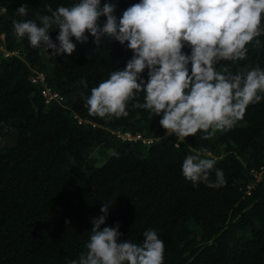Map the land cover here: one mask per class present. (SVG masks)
<instances>
[{
  "label": "trees",
  "instance_id": "trees-1",
  "mask_svg": "<svg viewBox=\"0 0 264 264\" xmlns=\"http://www.w3.org/2000/svg\"><path fill=\"white\" fill-rule=\"evenodd\" d=\"M75 2L0 0L1 44L18 53L5 58L0 50V264L78 259L92 234L91 220L106 203L113 206L102 227L119 223L120 242L139 245L146 230H156L165 244L164 264H264V172L257 177L264 168V99L250 105L231 131L208 141L198 133L178 147L160 126L162 117L149 120L134 101L126 117L89 115L83 97L126 66L133 55L126 44L102 38L97 46L88 34L71 56L52 57L51 50L48 55L13 35V21ZM111 2L119 17L139 0ZM23 4L26 17L15 12ZM57 35L50 32L54 42ZM259 39L261 46L248 45L234 74L264 69V35ZM183 51L190 54L187 46ZM33 72L45 74V86L32 82ZM142 78L147 81V71ZM45 87L60 98L47 103ZM116 131L142 134L153 143L121 141ZM189 146L208 148L225 183L193 187L183 177ZM210 179L215 182V172Z\"/></svg>",
  "mask_w": 264,
  "mask_h": 264
},
{
  "label": "clouds",
  "instance_id": "clouds-1",
  "mask_svg": "<svg viewBox=\"0 0 264 264\" xmlns=\"http://www.w3.org/2000/svg\"><path fill=\"white\" fill-rule=\"evenodd\" d=\"M45 11L48 14L37 13L35 19L13 21V35L26 37L31 47L48 55L51 50L52 57L71 56L76 44L87 43L88 34L97 46L102 38H111L133 53L122 70L112 71L83 97L91 116L126 117L134 101L149 120L162 117L160 126L167 136H175L178 147L198 133L208 141L218 132L231 131L250 105L264 99V69L232 71L246 59L248 45L261 46L264 0H139L119 17L111 0L103 5L102 0H77L69 7L48 5ZM15 12L26 17L28 5ZM54 30L56 42L50 37ZM186 46L190 54L183 51ZM145 71L147 81L142 78ZM216 163L208 148L189 146L181 172L193 187H219L225 178ZM213 172L215 182L210 179ZM112 206L102 205V214L91 220L86 250L68 264H164L165 244L156 230H146L139 245L120 242L119 223L102 227Z\"/></svg>",
  "mask_w": 264,
  "mask_h": 264
},
{
  "label": "built area",
  "instance_id": "built-area-1",
  "mask_svg": "<svg viewBox=\"0 0 264 264\" xmlns=\"http://www.w3.org/2000/svg\"><path fill=\"white\" fill-rule=\"evenodd\" d=\"M5 38V34H1L0 35V50L2 52H4V57L5 58H10L13 57L15 55H18V53L16 52H9L6 51L2 44L1 41H3ZM32 82L35 84H41V85H46V76L44 73H37L36 75H34L32 77ZM42 94L45 98V101L47 103L51 102L54 99H59L60 96L58 93L53 92L50 88L45 87V89L42 91ZM79 123L82 124L83 121L81 119H78ZM115 135L117 137V139L121 140V141H126V142H139L141 141L143 145L145 146H149L153 143L152 139H148L146 137H144L142 134H133L130 131L127 132H122V131H117L115 132ZM264 172V168L261 169L260 173L257 175V177L260 179L262 177V173ZM260 176V177H259Z\"/></svg>",
  "mask_w": 264,
  "mask_h": 264
},
{
  "label": "rangeland",
  "instance_id": "rangeland-1",
  "mask_svg": "<svg viewBox=\"0 0 264 264\" xmlns=\"http://www.w3.org/2000/svg\"><path fill=\"white\" fill-rule=\"evenodd\" d=\"M93 156H94L96 159L100 160L99 164H101V163L103 162L99 154H95V155H93ZM259 177H260V176H259Z\"/></svg>",
  "mask_w": 264,
  "mask_h": 264
}]
</instances>
